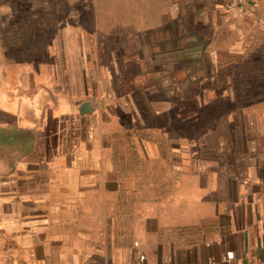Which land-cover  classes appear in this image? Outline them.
I'll return each mask as SVG.
<instances>
[{
    "label": "crops",
    "instance_id": "0c3cea01",
    "mask_svg": "<svg viewBox=\"0 0 264 264\" xmlns=\"http://www.w3.org/2000/svg\"><path fill=\"white\" fill-rule=\"evenodd\" d=\"M224 2L156 0L146 9L156 16L138 15L142 30L118 33L119 45L116 32L104 52V39L59 38L0 79V262L264 259V0ZM184 7L196 21L183 22ZM178 73L188 109L217 108L214 137L177 121Z\"/></svg>",
    "mask_w": 264,
    "mask_h": 264
},
{
    "label": "rangeland",
    "instance_id": "374dc122",
    "mask_svg": "<svg viewBox=\"0 0 264 264\" xmlns=\"http://www.w3.org/2000/svg\"><path fill=\"white\" fill-rule=\"evenodd\" d=\"M155 1L129 0L130 5L126 9V7L121 6L120 0L116 2H112V0H0V79L6 82L14 81L18 77L20 68L22 69L26 63L30 66L33 60L38 59L40 61L42 55H49L51 48L52 51H56L59 38H66V41L72 42L80 37L81 42L89 46L93 37L104 39L100 42V52H104L109 45V42L107 44L105 41L111 39L109 37L112 35L111 32H116V34L114 33L116 36L113 35V37H116L114 45L115 43L119 45V36L124 35L122 32L136 35L137 32L142 30V28L137 27L138 22H140L137 18L138 15L152 14L151 18L156 16V12L146 10L152 8ZM124 3L126 4V0ZM139 6L143 7L145 13L139 12ZM166 7V5L162 6L163 9H166ZM182 11L184 13H181L180 17L183 22L185 23L187 20L190 22L192 18L187 16L186 8L184 7ZM194 13L196 15L193 14V17L196 19H198V14L203 15L198 10ZM126 16H128V21L125 20ZM202 19L201 17L200 21ZM192 20L196 21L195 19ZM143 29L149 30L147 28ZM184 30V28L181 31L178 30L180 37H183ZM162 31V38L170 37L167 29ZM192 31L194 33L196 29H192ZM196 41L194 44L197 43ZM66 44L69 46L67 42ZM83 48L85 46H82V50ZM177 58V65L183 66L185 62L184 55H177ZM197 63L200 67L199 59ZM176 79L179 83L178 89H180L176 92L179 99L177 100V121H180L183 127H191L193 130L197 129L214 137L222 127V125L216 124L217 108L205 107L201 109L198 106V108H192V110L188 109L185 106L188 102L185 99L184 74L178 73ZM168 83H170L168 78L161 82L165 86ZM219 110L223 111L222 109ZM223 127L227 129L228 125L226 124ZM194 142L199 146L202 144L207 146L217 144V140L214 138L210 140L198 139ZM162 143L167 144L168 142L163 140ZM215 149V147L212 149L207 147L203 152L209 158V165L215 163L213 161ZM148 175L151 179L154 174H146V178H148ZM156 176L155 173V179ZM159 176L162 183L169 179L167 171L160 172Z\"/></svg>",
    "mask_w": 264,
    "mask_h": 264
},
{
    "label": "built area",
    "instance_id": "2783aa9c",
    "mask_svg": "<svg viewBox=\"0 0 264 264\" xmlns=\"http://www.w3.org/2000/svg\"><path fill=\"white\" fill-rule=\"evenodd\" d=\"M245 1L246 0H225L224 6H225L226 9H231L233 7H242V4ZM226 257L227 258H231L232 254L230 252H227ZM0 264H4V263L0 262ZM255 264H264V259L263 260H258Z\"/></svg>",
    "mask_w": 264,
    "mask_h": 264
},
{
    "label": "water",
    "instance_id": "95a60500",
    "mask_svg": "<svg viewBox=\"0 0 264 264\" xmlns=\"http://www.w3.org/2000/svg\"><path fill=\"white\" fill-rule=\"evenodd\" d=\"M88 110H90L89 102H87V101L86 102H83L82 105L79 108V111L81 113H83V112L88 111Z\"/></svg>",
    "mask_w": 264,
    "mask_h": 264
}]
</instances>
